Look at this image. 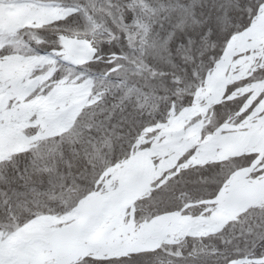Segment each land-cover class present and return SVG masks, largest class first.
<instances>
[{
  "label": "snow or ice",
  "instance_id": "6c2138e0",
  "mask_svg": "<svg viewBox=\"0 0 264 264\" xmlns=\"http://www.w3.org/2000/svg\"><path fill=\"white\" fill-rule=\"evenodd\" d=\"M0 264H264V0H0Z\"/></svg>",
  "mask_w": 264,
  "mask_h": 264
}]
</instances>
